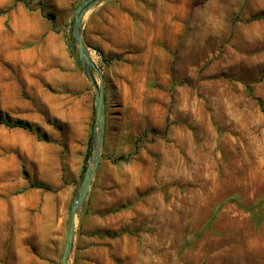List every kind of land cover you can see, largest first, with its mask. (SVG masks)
<instances>
[{
  "label": "rangeland",
  "instance_id": "374dc122",
  "mask_svg": "<svg viewBox=\"0 0 264 264\" xmlns=\"http://www.w3.org/2000/svg\"><path fill=\"white\" fill-rule=\"evenodd\" d=\"M81 1L0 0V112L32 127L0 125V198L40 189L30 182L58 198L39 160L59 168L70 191L53 264L93 135L94 90L69 39ZM140 1L150 15L138 41L99 39L96 12L84 16L105 131L76 229L93 203L111 201L104 215L117 219L102 236L112 242L95 264H264V0Z\"/></svg>",
  "mask_w": 264,
  "mask_h": 264
},
{
  "label": "crops",
  "instance_id": "0c3cea01",
  "mask_svg": "<svg viewBox=\"0 0 264 264\" xmlns=\"http://www.w3.org/2000/svg\"><path fill=\"white\" fill-rule=\"evenodd\" d=\"M125 1L126 6L123 9H119L118 5L114 4V0H105L89 10L96 12L90 26L96 25L97 38L115 40L132 37L138 41L141 28H144L146 18L148 20L150 14L148 11L145 13L143 1ZM109 5L110 8H108ZM84 25L83 18L82 29ZM105 42L114 51L121 50L109 41ZM38 167L44 174L45 180L51 182L54 187L60 186L58 198L53 192L34 188H26L18 194L12 191L13 188H9L12 192L9 191L8 197L0 198V254L6 253L18 257L20 255L21 258L16 259V263L19 264H39L40 261L53 264L54 260L57 261L64 235L65 195H68L70 187H61L60 171L53 161L48 165V161L46 163L42 158V161L39 160ZM90 207L91 213L83 216L79 230L76 229V224L74 225L69 264H95L93 256L102 253L104 241L109 244L112 242L111 238L102 236L104 229L111 228L110 222H116L117 219L116 214L112 218L110 212L104 215L110 210L111 201L103 204L95 202ZM105 237L106 240L103 241ZM4 243L8 250H3ZM39 248L49 250V259L38 258Z\"/></svg>",
  "mask_w": 264,
  "mask_h": 264
},
{
  "label": "water",
  "instance_id": "95a60500",
  "mask_svg": "<svg viewBox=\"0 0 264 264\" xmlns=\"http://www.w3.org/2000/svg\"><path fill=\"white\" fill-rule=\"evenodd\" d=\"M101 1L105 0H82L75 7L72 19L70 21L71 36L73 38L74 45L76 46L77 59L80 61L81 66L85 69L88 79L91 82L94 90V144L88 163L77 188L76 195L72 198L69 206L65 239L60 256V264H69L70 262L76 214L83 205L89 192L99 164V160L101 158V151L104 143L105 102L103 74L90 56L88 46L82 37V22L85 14ZM92 73H95L98 82L95 81Z\"/></svg>",
  "mask_w": 264,
  "mask_h": 264
},
{
  "label": "trees",
  "instance_id": "16d2710c",
  "mask_svg": "<svg viewBox=\"0 0 264 264\" xmlns=\"http://www.w3.org/2000/svg\"><path fill=\"white\" fill-rule=\"evenodd\" d=\"M24 3H25L26 6H29V2H24ZM40 12L43 13V8L42 7L40 8ZM45 17L50 19V20H52V17L50 15H48V14H46ZM69 39H70V45H71V48H72V54H74L76 46L74 45V41H73V38H72L71 35L69 36ZM77 63L79 65H81V63H80V61L78 59H77ZM246 89H247L248 93L250 95H252V89H251V87L249 85H246ZM258 102H259L260 106L262 107L261 100L258 99ZM262 111L264 112L263 108H262ZM0 125H5L7 127H22V128H26V129L32 130V127L30 125H28V124H26V123H24L22 121L10 122L8 118L2 116L1 112H0ZM41 139L45 140L46 137L42 136ZM93 144H94L93 135L90 134L89 137H88V140H87V151H86L85 157H84V159L86 161H88V159L90 157V154H91V151H92V148H93ZM85 168H86V165H83L82 170H81L82 173L84 172ZM29 185H30V187L40 188V189H44V190H51V187L49 185H47V184H44V183L30 182ZM121 232H125V231H121ZM121 232H118L117 234H113L111 236H116V235L120 234Z\"/></svg>",
  "mask_w": 264,
  "mask_h": 264
}]
</instances>
